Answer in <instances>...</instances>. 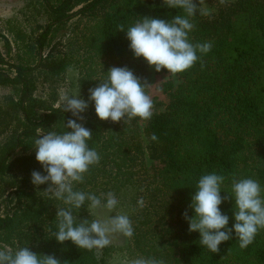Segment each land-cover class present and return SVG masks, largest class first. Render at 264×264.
I'll list each match as a JSON object with an SVG mask.
<instances>
[{
	"label": "trees",
	"instance_id": "obj_1",
	"mask_svg": "<svg viewBox=\"0 0 264 264\" xmlns=\"http://www.w3.org/2000/svg\"><path fill=\"white\" fill-rule=\"evenodd\" d=\"M217 9L215 14L197 12L190 18L195 25L190 42H211L213 47L206 55L197 53L200 59L177 74V86L172 81L164 84L169 98L165 111H154L147 121L136 117L126 124L113 123L99 120L89 102L83 126L92 133L88 147L101 159L90 166L83 183H74V190L93 193L102 202H106L102 194L110 191L117 199L130 194L134 236L127 251L131 259L155 257L166 264H264V229L246 249L239 247L233 231L232 238L220 244L219 253H211L199 243V232L188 231L183 216L185 210L189 217L194 215L191 197L205 174L226 177L221 196L229 199L220 208L229 216V228L235 223V200L229 194L232 177L255 179L264 188V0L224 4L217 0ZM28 10L36 22L40 18L45 24L39 25L35 35L21 27L17 31L7 27L16 48L26 51L19 63L5 58L13 43L0 32L7 52L0 48V86L11 87L17 96L9 107L0 105V136L8 133L0 145V249L28 246L38 255H55L67 264H111L117 252L114 246L104 247L101 256L95 249H79L71 241L61 244L52 237L57 231L56 207L66 205L43 193L47 185L37 188L31 183L33 170L46 174L35 159L34 140L40 133L70 131L66 122L75 118L62 106L34 97L35 74L53 84L71 67L79 69L78 88L85 100L88 90L104 81L113 66H127L147 81L148 65L129 49L127 29L144 17L170 21L185 13L168 8L163 0H26L22 12L26 18ZM78 17L95 21L99 35L96 44L100 46L84 59L71 50L57 53L64 31ZM120 24L124 32L118 31ZM139 121L144 123L151 157L162 165L152 179L143 161ZM153 133L157 141L150 139ZM140 197L145 201L143 208L137 203ZM89 203L73 209L77 223L95 219Z\"/></svg>",
	"mask_w": 264,
	"mask_h": 264
},
{
	"label": "clouds",
	"instance_id": "obj_2",
	"mask_svg": "<svg viewBox=\"0 0 264 264\" xmlns=\"http://www.w3.org/2000/svg\"><path fill=\"white\" fill-rule=\"evenodd\" d=\"M204 0H163L168 8L181 9L185 15H176L170 21L160 18L144 17L137 20L126 31L129 49L135 58H143L156 72L167 69L176 75L190 69L200 56L211 51V42L195 43L189 40V33L195 25L191 22L197 12L209 15L203 7ZM221 4L225 0H220ZM124 32L123 24L117 26ZM203 67V63L201 62ZM146 80L137 77L127 66H113L107 71V77L96 87L88 90L85 100L79 95L64 93L60 96L62 110L70 112L75 119H68L66 128L70 131L57 133L48 131L40 133L34 140L35 159L43 169L31 172V183L37 188L47 185L43 191L49 199L62 201L66 207H56L57 231L52 237L58 243L71 241L79 249H103L111 243V235L122 234L132 238L134 228L127 214L111 215L105 220L83 219L77 223L73 209L80 210L86 201L88 208H104L112 212L118 205L113 192L102 194L106 202L93 193L74 190V183H83L90 166L97 165L101 159L95 149L88 147L91 131L83 126L82 115L94 104L96 116L101 121L129 123L133 118L150 120L153 116V100L145 91L150 87ZM39 132V130H38ZM157 141L153 133L150 137ZM226 177L215 172L200 177L195 194L191 197L189 207L194 215L189 217L187 210L183 213L189 223L188 231L199 232V243L211 253H219L220 244L232 238L233 231L239 240V247L246 249L254 242L257 233L264 229V188L252 178L232 177L230 196L235 200V223L228 227L229 216L222 213L220 205L229 199L221 196V185ZM143 191V188H141ZM138 206L143 208L145 201L140 197ZM0 264H67L55 255L40 254L31 251L28 246L15 250L0 249ZM128 264H166L164 259L155 257H138Z\"/></svg>",
	"mask_w": 264,
	"mask_h": 264
},
{
	"label": "rangeland",
	"instance_id": "obj_3",
	"mask_svg": "<svg viewBox=\"0 0 264 264\" xmlns=\"http://www.w3.org/2000/svg\"><path fill=\"white\" fill-rule=\"evenodd\" d=\"M235 0H225V2H234ZM203 8L209 10V15L217 13V0H204L202 5ZM26 11V0H0V32L5 33L8 38L11 40L12 51L8 56H5L11 63H19L20 56H25V49L16 48L14 44V35H11L7 32V27H14L17 31L18 27H21L27 34L34 35L39 31V25H44V21L39 18V22H36L34 18L31 16L28 10V17H24L22 12ZM11 21L10 26L8 22ZM12 27V28H13ZM65 32V36L63 39V35ZM59 35L62 40V45L57 46V53L66 54L70 50L76 52V55L79 54L81 59L88 58L89 55H92V52H95V49L100 46L96 44L98 41L99 35L97 34V26L95 21H89L86 17H78L73 20L72 23L69 24V27ZM65 40V41H64ZM67 40H69L67 42ZM69 42L71 43L69 45ZM70 47L71 49H69ZM0 48L2 52L6 55L7 52L4 48L3 40H0ZM49 50H46L44 53V57L48 55ZM56 53V54H57ZM85 54V56H84ZM6 72L12 74L10 70L4 68ZM38 76V77H37ZM80 77V70L74 67H71L64 78L57 83H53L51 81H47L45 77H41L37 72L35 74V79H37V88L34 92V97L42 100H47L49 102L54 103L55 107L61 106L60 96L64 93L69 95H79L81 97L80 89L78 88V80ZM168 81H172L177 86L180 83L178 75L172 74H159L154 70V67L148 66V78L147 82L151 84L148 87L147 94L153 100V112H163L166 109V105L169 103V98L166 93H164V84ZM55 98V101H54ZM17 100V96L11 87L0 86V105L2 107H9L10 101ZM89 114V107L85 113L82 115L85 116V120ZM84 120V121H85ZM84 121H78L83 123ZM141 131V142L144 148V165L147 169V176L152 179L156 174H158L159 169L161 168V164L157 159H154L150 155L149 150V140L143 134L144 123L142 121L138 122ZM8 133L0 136V145L6 140V136ZM129 193H124L121 198L117 199L119 201L117 207L109 212L107 209L98 208L92 209V214L95 219L105 220L111 215L116 214H130V206H129ZM111 243L109 246H114L117 248V252L114 253L110 259L111 264H128V261L132 260L129 252L127 251V247L130 244V239L124 237L122 234L115 233L112 234ZM98 255L102 256L103 249H95Z\"/></svg>",
	"mask_w": 264,
	"mask_h": 264
}]
</instances>
